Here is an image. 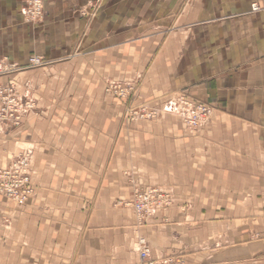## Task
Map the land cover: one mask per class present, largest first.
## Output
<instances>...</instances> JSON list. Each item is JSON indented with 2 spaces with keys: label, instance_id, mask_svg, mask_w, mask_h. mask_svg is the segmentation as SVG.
<instances>
[{
  "label": "crops",
  "instance_id": "obj_1",
  "mask_svg": "<svg viewBox=\"0 0 264 264\" xmlns=\"http://www.w3.org/2000/svg\"><path fill=\"white\" fill-rule=\"evenodd\" d=\"M22 1L0 0V60L21 68L0 84L36 103L0 169L31 151L34 194L0 197V264H139L138 237L172 264H264V0H44L38 24ZM177 94L212 108L198 131L125 115ZM135 186L175 203L138 224Z\"/></svg>",
  "mask_w": 264,
  "mask_h": 264
},
{
  "label": "built area",
  "instance_id": "obj_2",
  "mask_svg": "<svg viewBox=\"0 0 264 264\" xmlns=\"http://www.w3.org/2000/svg\"><path fill=\"white\" fill-rule=\"evenodd\" d=\"M258 6L251 5V12H256ZM20 15L27 23L38 22L43 15L42 0H23ZM44 65L39 56L33 55L28 59V66L35 68ZM21 68L16 64L0 60V77L17 72ZM106 91L118 98L126 95V85L119 82H108ZM35 100L16 90L13 83L0 84V134L10 128L20 126L22 118L34 111ZM131 120H153L164 114L176 116L187 129L196 131L208 122L212 114L209 105L196 103L183 94L171 96L159 108L140 107L126 110ZM31 151L16 154L10 164L0 169V196L13 201L17 206H24L34 194L31 182ZM175 203L173 192L167 188L150 186H135L131 200L122 204L131 208L138 224L151 220L158 210L170 208ZM183 209V208H182ZM136 251L139 264H172L173 259H153L147 247L146 240L138 237Z\"/></svg>",
  "mask_w": 264,
  "mask_h": 264
},
{
  "label": "rangeland",
  "instance_id": "obj_3",
  "mask_svg": "<svg viewBox=\"0 0 264 264\" xmlns=\"http://www.w3.org/2000/svg\"><path fill=\"white\" fill-rule=\"evenodd\" d=\"M43 1L44 0H42V5H43ZM92 6H93V4H92ZM95 7H96V5H94V9H95ZM43 16H44V12H43V15H42V18L38 21V22H35V23H32V24H38V23H40L42 20H43ZM33 56V55H32ZM41 58V57H40ZM42 60L44 61V59L42 58ZM44 65H45V61H44ZM108 82L107 83H105V86H104V91H105V93L106 94H108V95H111V96H113V97H115V98H118L117 96H114L113 95V93H111V92H108V91H106V89H107V87H108ZM121 84H125L126 85V90H128V91H126L127 93H126V95L125 96H121V97H119L118 99H121V100H125V101H127L129 98H130V96H131V93H132V91H133V89H134V87H133V85L131 84V83H129V82H121ZM36 103V102H35ZM125 115H127V118H129L128 116V114L127 113H125ZM158 118V117H157ZM156 119V118H155ZM131 120V119H130ZM140 120V119H139ZM207 123V122H206ZM205 123V124H206ZM204 125V124H203ZM202 125V126H203ZM201 126V127H202ZM200 127V128H201ZM199 128V129H200ZM199 129H197L196 131H198ZM12 160V159H11ZM11 162V161H10ZM10 162H9V164H10ZM8 164V165H9ZM0 197H3V196H0ZM5 198V197H4ZM7 199V198H6ZM9 200V199H8ZM123 206V205H122ZM124 207V206H123ZM126 208H128V207H126ZM169 259V258H168ZM171 259H173V258H171Z\"/></svg>",
  "mask_w": 264,
  "mask_h": 264
}]
</instances>
